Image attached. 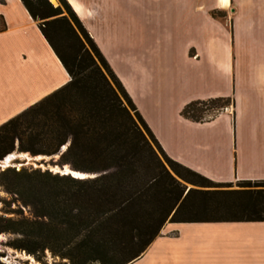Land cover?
<instances>
[{
	"label": "crops",
	"instance_id": "1",
	"mask_svg": "<svg viewBox=\"0 0 264 264\" xmlns=\"http://www.w3.org/2000/svg\"><path fill=\"white\" fill-rule=\"evenodd\" d=\"M66 1L170 159L216 183L264 181V0ZM0 17L2 125L70 77L21 0ZM217 97L231 107L213 119L181 115ZM130 264H264V221H168Z\"/></svg>",
	"mask_w": 264,
	"mask_h": 264
},
{
	"label": "trees",
	"instance_id": "2",
	"mask_svg": "<svg viewBox=\"0 0 264 264\" xmlns=\"http://www.w3.org/2000/svg\"><path fill=\"white\" fill-rule=\"evenodd\" d=\"M57 1L21 0L70 80L0 125V160L16 147L53 156L68 144L60 161L89 176L1 172L27 177L33 198H19L30 218L0 216V233L16 236L8 245L32 255L47 249L72 264H130L168 221H264V181L232 189L170 159L71 6ZM230 104L192 101L181 115L205 122Z\"/></svg>",
	"mask_w": 264,
	"mask_h": 264
},
{
	"label": "rangeland",
	"instance_id": "3",
	"mask_svg": "<svg viewBox=\"0 0 264 264\" xmlns=\"http://www.w3.org/2000/svg\"><path fill=\"white\" fill-rule=\"evenodd\" d=\"M53 2L57 5L59 4L57 0H53ZM227 85V81L225 82L222 78L221 80L216 79L213 87L216 90L225 91ZM230 107L229 105L226 109ZM223 111H225V109ZM208 115H206V117H208ZM59 157V155H31L28 152H19L16 147L13 152L3 158L0 161V216L12 218H20L23 216L30 218V207L22 205L19 198L29 202L33 201V198L26 190L27 177L23 175L19 178L12 176V174L1 175V172L10 168L16 171H27L28 173L33 171H49L52 174H63L64 170H67L66 173H69V169L73 168L69 164H63ZM233 186L236 187V183H234ZM15 238L16 236L14 235L0 233V261L3 264H72L68 259L53 255L47 249L34 255L28 254L25 251L13 249L8 244Z\"/></svg>",
	"mask_w": 264,
	"mask_h": 264
},
{
	"label": "water",
	"instance_id": "4",
	"mask_svg": "<svg viewBox=\"0 0 264 264\" xmlns=\"http://www.w3.org/2000/svg\"><path fill=\"white\" fill-rule=\"evenodd\" d=\"M69 170H70L69 173H66L65 171H63V174H70V175H72L73 177H76V178H86V177L89 176L86 173H83V172H80V171H76V170H73L71 168Z\"/></svg>",
	"mask_w": 264,
	"mask_h": 264
},
{
	"label": "bare ground",
	"instance_id": "5",
	"mask_svg": "<svg viewBox=\"0 0 264 264\" xmlns=\"http://www.w3.org/2000/svg\"><path fill=\"white\" fill-rule=\"evenodd\" d=\"M53 1V0H52ZM65 171V170H64ZM65 172H67V170L65 171Z\"/></svg>",
	"mask_w": 264,
	"mask_h": 264
}]
</instances>
